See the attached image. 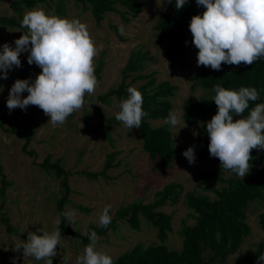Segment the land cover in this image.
<instances>
[{
  "label": "rangeland",
  "instance_id": "rangeland-1",
  "mask_svg": "<svg viewBox=\"0 0 264 264\" xmlns=\"http://www.w3.org/2000/svg\"><path fill=\"white\" fill-rule=\"evenodd\" d=\"M14 0H0V17L15 16L22 22L26 12L33 9H43L46 14H55L68 19L78 18L85 23L88 31L98 48L102 50L94 58L95 76L100 61L104 66L100 76L96 77L99 84L93 96H85V105L70 115L66 122L57 127L48 123L46 116L37 106L30 105L26 110L16 108L11 112L7 108L9 90L17 79L34 81L41 69L35 64L27 62L28 53H21L22 75L17 69L8 72L7 79H0V104L5 107L0 115L5 121H0V264H43L41 261L24 257L23 250L14 251V246L21 240H26L29 232H52L56 230L55 221L60 220L57 207L58 200L66 194L62 184L64 175H57L51 168L45 170L43 163L46 158L51 162L59 161L68 171L71 192L65 205L67 212L74 211L76 221L68 225L86 234L89 225L100 227L99 215L106 205H111L109 215L122 207L136 201L151 203L156 200V193L166 184H181L179 202L168 199L165 205L158 207L173 215L172 228L166 240L171 248L181 249L183 236L179 233L183 223L194 224L190 216L191 209L187 206L185 194L197 192L215 198L211 187H220L226 183L216 180L200 182V172L207 169L219 170L225 178L234 174L222 170L214 161H196L189 164L183 152L203 141L202 122L199 120L188 125L183 119V103L192 97L198 99L206 95L201 87L192 89L193 73L201 66H197L198 49L194 46L186 55L183 66H171L167 61L166 42H159V31L156 28L162 14L171 11L168 0H141L145 3L141 12L127 13L129 20H125L120 12L108 11L101 22H97L90 8H83L77 0H47L32 7L23 6L22 11H16L11 6ZM190 5L198 7L196 0H186ZM90 6V4H88ZM119 10H126L117 3ZM8 21V20H7ZM124 28V34L119 31ZM27 33V29L20 26L0 24V37L6 39L11 47L14 41ZM187 36L192 37L189 27H185ZM143 51L146 53L144 67L134 72L146 74L154 73L157 83L167 80L178 88L170 99L173 102V112L178 113L180 123L173 127L165 123L164 119H149L157 127L168 125L172 132L175 148L179 151L178 159L166 172L156 168V162L144 149V142L139 128L129 129L120 121H115L119 104L126 98L112 95L106 101L98 96L109 90L118 88L123 79L129 87L139 88L149 78L133 81L134 76L125 78L124 69L132 53ZM127 88V89H128ZM24 92L22 96H27ZM94 101L96 104H90ZM241 118L235 116L233 119ZM83 124V127H82ZM82 127V128H81ZM11 129L31 136L26 150L23 146L26 138L12 132ZM28 150H34L29 154ZM109 160L111 167L106 170V176L101 173ZM254 167H250V170ZM99 173L98 177L88 176L83 171ZM3 174L8 181L5 192H2ZM208 187L207 189L202 188ZM264 211V199H256L246 207V222L251 226V233L245 238L239 250L228 256L225 264H247L241 261L245 253H251L257 244L264 240V228L260 222V214ZM8 218V223L3 218ZM8 224L11 226L8 228ZM60 225V224H59ZM59 227V226H58ZM42 231L37 234L42 235ZM60 231V227H59ZM97 236V250L107 252L113 260L130 251L136 244L144 247L160 242L158 229L149 223L141 213L140 230L131 227L124 218H118L114 226H110L105 233L95 232ZM61 243L57 246L55 264H76V258L83 252L85 244L81 238L68 233H61ZM65 238V239H63ZM209 254V253H208ZM208 254L205 258H208Z\"/></svg>",
  "mask_w": 264,
  "mask_h": 264
},
{
  "label": "clouds",
  "instance_id": "clouds-1",
  "mask_svg": "<svg viewBox=\"0 0 264 264\" xmlns=\"http://www.w3.org/2000/svg\"><path fill=\"white\" fill-rule=\"evenodd\" d=\"M170 3L171 0H168ZM186 0H175V8L183 9ZM205 11L191 17L189 30L192 43L198 49L197 66L221 70V65H253L264 58V0H196ZM21 28L27 33L14 41L15 47L3 44L0 51V79H7L8 72L21 67V53H28L27 62L41 69L34 81L17 79L9 90L7 108L26 110L34 105L50 117L53 127L63 125L67 118L86 103L85 96H93L98 80L95 76L94 58L102 50L92 39L88 27L78 18L68 19L55 14H46L37 8L26 12ZM124 34L123 26L119 28ZM187 43V42H186ZM2 88V86H0ZM128 98L119 104L115 119L129 129L140 128L147 115L143 111V94L129 87ZM212 98L217 112L206 123L211 157L218 158L222 170H228L241 180L250 172L251 151L264 150V103L256 104L247 117L249 101L259 99L254 87L228 90L220 84L213 89ZM27 92V96H22ZM90 104H96L94 101ZM233 114L241 118L233 120ZM165 123L175 127L180 123L176 112H169ZM83 127V124H82ZM81 127V128H82ZM189 164L195 163L194 146L183 152ZM106 205L99 215L98 223L107 227L111 223ZM68 223L76 221L74 211L65 212ZM52 232H29L26 240L14 246V251L23 250L24 257L53 264L57 246L61 243L59 218ZM91 241L76 258V264H113V258L105 251L97 250V236L86 233ZM65 239V238H63ZM264 262V253L258 256L257 264ZM67 264V259L65 260Z\"/></svg>",
  "mask_w": 264,
  "mask_h": 264
},
{
  "label": "trees",
  "instance_id": "trees-1",
  "mask_svg": "<svg viewBox=\"0 0 264 264\" xmlns=\"http://www.w3.org/2000/svg\"><path fill=\"white\" fill-rule=\"evenodd\" d=\"M47 0H14L11 6L16 11H22L24 5L32 7L39 2ZM83 4V8H90L97 22H101L108 11H118L125 20H129L127 13H139L142 11L145 3L141 0H77ZM117 3L125 7L126 10H119ZM90 4V6L88 5ZM171 11L162 14L156 24L159 31L158 41L166 42V53L168 63L183 66L186 62V54L194 48L192 37L185 33V27L190 24L191 17L202 14L205 9L194 7L186 1L183 9L175 8V0L170 2ZM8 20V21H7ZM0 24L20 26L21 20L15 16L0 17ZM187 42V43H186ZM146 53L137 51L132 53L129 62L125 67V78L134 76L133 81L148 77L146 74L139 73L136 76L134 72L140 71L144 67ZM104 66L100 61L96 68V77L100 76ZM149 80L141 85L137 90L143 94V111L147 113L142 118L139 131L143 138L144 149L150 157L156 162V168L166 172L173 166V162L178 159L179 151L175 148L174 138L168 125L153 126L149 119H164L168 117L169 112H173V102L170 97L175 95L177 86L170 81L163 80L157 83V79L152 73ZM192 89L201 87L206 91V95L195 99L188 98L183 103V119L188 125H193L199 120L202 122L203 141L196 145V161H214L220 165L218 158L211 157L208 150L209 138L206 133V123L217 112L213 91L216 84L228 90H239L241 87H254L259 93V99L249 101V108L243 113L244 117L250 114L256 104L264 103V58L258 59L253 65L240 66L221 65L220 71H215L211 67L201 66L193 74ZM128 83L123 79L118 88L109 90L106 94L98 96L102 101H106L112 95L121 97L126 94L128 97ZM5 107L0 104V110ZM233 114V119L235 118ZM1 124L5 121V116L0 115ZM115 121H117L115 119ZM13 133L26 138L23 149L29 144L30 135L11 129ZM33 154L34 150H28ZM251 167H254L241 180L235 174L225 178L217 169H207L199 174V181L208 182L216 180L220 183H226L223 186L215 187L211 190L215 193V198L209 195L187 192L185 200L187 206L191 209L190 216L194 218V224L183 223L179 233L183 236V246L181 249L171 248L165 242L169 232L173 230V215L157 208L165 205L168 199L173 202H179L181 197V184H166L161 191L156 193V200L151 203L136 201L127 206H122L115 215L111 216V223L107 227H98L94 224L89 225L86 233L99 232L105 233L110 226H114L117 219H126L132 228L140 230L141 213L146 220L158 229L159 243L151 244L146 247L142 243L136 244L130 251H127L113 260V264H225L229 255L236 253L244 242L245 238L251 233V226L246 222V207L256 199H264V150L253 149L251 151ZM106 161L105 168L101 171L106 176V170L111 167V162ZM43 168L49 170L53 168L57 175H64L62 180L66 188L64 194L57 202L60 212V231L72 236L81 238L87 246L91 241L87 234L71 228L68 220L64 216L66 202L71 192L68 180V171L65 170L59 161L51 162L46 158ZM221 166V165H220ZM228 171V170H227ZM230 172V171H229ZM88 176L98 177L99 173L84 170ZM2 192L8 185V181L3 174ZM207 189L208 187L203 186ZM8 223V218H3ZM260 222L264 228V211L260 214ZM11 225L8 224V228ZM209 253V254H208ZM264 253V240L257 244L255 250L251 253H245L241 261L247 264H257L258 256ZM208 254V258L205 256ZM53 264L55 258L53 257ZM43 264L44 262L41 261ZM264 264V262H262Z\"/></svg>",
  "mask_w": 264,
  "mask_h": 264
},
{
  "label": "water",
  "instance_id": "water-1",
  "mask_svg": "<svg viewBox=\"0 0 264 264\" xmlns=\"http://www.w3.org/2000/svg\"><path fill=\"white\" fill-rule=\"evenodd\" d=\"M5 43H7L6 39H4L3 37H0V51H2V46ZM20 60H21V67H18V68L14 67V68L17 69V72H18L17 74L21 76L23 69H22V59Z\"/></svg>",
  "mask_w": 264,
  "mask_h": 264
},
{
  "label": "crops",
  "instance_id": "crops-1",
  "mask_svg": "<svg viewBox=\"0 0 264 264\" xmlns=\"http://www.w3.org/2000/svg\"><path fill=\"white\" fill-rule=\"evenodd\" d=\"M186 55H187V54H186ZM195 72H197V71H195ZM195 72H194V73H195ZM194 73H193V74H194Z\"/></svg>",
  "mask_w": 264,
  "mask_h": 264
}]
</instances>
